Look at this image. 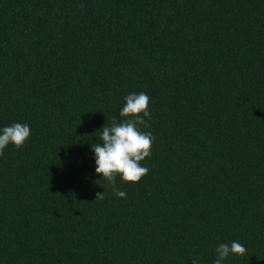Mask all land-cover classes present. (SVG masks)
<instances>
[{
    "label": "trees",
    "instance_id": "16d2710c",
    "mask_svg": "<svg viewBox=\"0 0 264 264\" xmlns=\"http://www.w3.org/2000/svg\"><path fill=\"white\" fill-rule=\"evenodd\" d=\"M145 92L138 182L91 145ZM95 111V112H94ZM142 115V114H141ZM0 264H264V0H0ZM103 193V199H95Z\"/></svg>",
    "mask_w": 264,
    "mask_h": 264
},
{
    "label": "clouds",
    "instance_id": "9594fccd",
    "mask_svg": "<svg viewBox=\"0 0 264 264\" xmlns=\"http://www.w3.org/2000/svg\"><path fill=\"white\" fill-rule=\"evenodd\" d=\"M124 100V106L119 113L124 119L120 122L114 119L110 126L105 124L102 130H98L101 142L91 145L97 165L95 172L102 174V177L111 183L113 193L121 198H126V193L115 186L117 175L123 181L133 183L146 176L150 169L142 166L140 162L151 156L155 139L151 132L140 130V126H149L144 118L151 119L150 97L145 92L130 93ZM30 135L28 124L13 123L0 129V155L4 154V149L10 143L18 149L21 148ZM97 198L103 199V193H97L95 199ZM215 252L216 259L213 264H224L229 255L244 256L247 249L240 242L233 240L230 245L220 243ZM192 264H198L197 260L192 259Z\"/></svg>",
    "mask_w": 264,
    "mask_h": 264
}]
</instances>
